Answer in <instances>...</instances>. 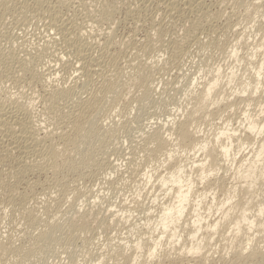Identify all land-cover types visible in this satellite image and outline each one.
I'll use <instances>...</instances> for the list:
<instances>
[{"label": "rangeland", "instance_id": "374dc122", "mask_svg": "<svg viewBox=\"0 0 264 264\" xmlns=\"http://www.w3.org/2000/svg\"><path fill=\"white\" fill-rule=\"evenodd\" d=\"M6 1H11V3L13 2L12 4L14 5L16 1L19 2L20 0ZM21 1H26L29 3V6H33L36 0ZM21 1L19 3H21ZM218 1L219 0H204L207 7L211 6V11L218 12V14L215 12L216 15L219 16L218 20L210 23L212 26L208 24L209 27L207 26V24L205 25V23H203L204 25H202V27L196 32L195 37L193 36L195 39L191 37L189 40L188 37L185 42L187 44H184V47L187 48H185V54H183V56L179 58L180 60L177 59L175 64V62L172 63L168 61L170 55L169 51L166 52V47L171 46V43L185 41L184 38L186 37H184V35L186 36V32H184V28L182 29L181 25L183 23L180 24L178 22H174L173 24L172 21L165 18L164 14L161 15V13H163L162 9H160L161 11L159 10V8L157 9V7H155V3L148 4L149 6L150 4H152L150 7L148 6L151 14L150 12H146L145 15L147 17V14H149V16H154L153 21L156 26L154 28H161V36L163 37L161 38V41H157V39L154 37V50L151 49L150 51L153 50L152 52L148 51L146 53L144 52V54H141V51L139 53L138 47L132 46L134 44V40L135 42L142 40V37H144V34L146 35L148 31H150L149 33L151 35L154 34L152 30L146 31L144 27L138 28L136 31V23L143 24V21L141 19L144 20L145 17L142 18V16L138 18L136 16L137 18L133 20L134 18H127L122 10H117L119 13L116 12L114 16L115 24L112 31L110 30V32L108 30L109 27L106 24L107 22L104 23L105 21L103 22V20L98 21V17L95 16L97 15V10L103 3L102 0H58L59 3H64L62 4V7L64 9L62 8L61 11V15L63 17L69 20L71 19L70 21L72 22H78V25L85 26L89 24L88 26H86V28L88 27L89 29L87 28V30H92L91 32H93V34L91 33V35H94L92 39L95 42L94 43L92 41L94 46L93 49H95H92L95 52L94 53L92 51L93 57L98 58V50L100 47H102V45L106 42L105 40H107L108 38H112V40L116 44L118 43L117 45L119 48H117L116 52H118V49H121V52H123L121 53L123 54L122 57H124L121 60L123 76L121 77L122 80L121 78L119 80L120 84H122L118 88V91H120L118 92V96L112 94L113 96H108L106 98V101L101 100L100 103L102 105L104 104L103 106H105L103 107L100 105L103 110H101V108L99 107V109H97L98 112L100 111L99 113H97V111L95 113L93 112L92 114L95 116L91 114L92 121L88 126H85V128L90 131L94 130L95 134H89L79 139L77 148L82 152L80 156H82L83 154V157H75V160L79 159L75 161V164L78 167L77 170L68 172L67 170L63 171L64 168H60L58 171V178L60 181L58 183L53 182V178L50 172H47L46 174L39 172H35L36 174H27V178L25 180L27 181L28 179L30 181V184L35 185V187L30 188V191H27V189L25 188V185L23 183L25 180L23 182L10 180L11 182H9V185L11 184L10 186L12 187L15 185L18 194H20V192H25L28 195L26 203L27 215L21 213L20 215L19 213L15 212V208L13 209V207L7 203V200L5 198L0 199V243H7L12 245V247L14 244V248H22L18 256H12L11 254L0 255V264H98V262L99 264H112L113 261L108 256L109 252L110 254L113 253L111 252L112 249L114 251L115 249H117V247H122L123 244H126V246H134L135 242H137L136 236L134 234L135 230L140 229L142 227L141 225L144 226L145 224H143V222L145 223V219H147L148 217H155L159 207H161L162 204L168 200L167 197L165 200L164 192L160 188V183L157 182L158 173L161 171L160 174H164L163 169H160L158 167L157 159L155 160L154 158L152 159L154 161L151 162V157L149 158L148 156L149 153L147 149L153 147V144L149 142V138L153 134V132L156 131V129H160L163 131L162 127L167 129L166 126H172L173 130H175L177 124L186 117L187 113L191 111L193 107L192 97L195 95V92H197L205 84L214 81L216 79L218 70L220 71L218 73H221L219 76L221 79L219 81L220 85L218 86L217 90L219 93H221V91L219 90L225 91L224 97L225 99L228 98V100L221 101L222 103L220 102L218 106L209 105V111L207 110L206 114V111H204L199 112V114L195 115L194 117H191L190 125L200 129L201 133L199 134V136L204 139H206V137L208 136L207 139L210 140L211 137L213 138V136H215V133H220L221 130L224 132L226 131V134H231L233 133V131H235V135H242L244 134L242 133V128H244V123L246 122V120H244L243 118L244 114H251L255 117L257 115H260V110L262 109V107H259L255 104L251 105V108H247L246 105L242 103V105L240 104L241 101L239 102L240 97L242 99L247 97L250 88H248L249 90L247 89V94H239L240 97L238 94H235L234 91L236 92L237 90H239V88L248 81V78H257L262 84V88L264 91V0H222V2L220 1L221 4H218ZM129 2L133 1L123 0L122 3L124 4H122L120 0L121 6ZM11 3L9 4L10 6ZM40 3L44 5H49L48 3L52 5L53 3H55L56 5H58L57 0H40ZM213 3L216 4L214 5ZM88 5H91L92 7ZM88 8L92 11H95L90 13V10ZM155 10H158V12ZM15 13L14 10L11 9L8 13H2L0 11V49L2 50L0 51L1 53L3 52V55L7 54L9 51H12L14 55H16L15 57L18 58H15L14 60L18 64L13 61L15 65H13V63H8L10 64V66H8L7 63L6 65H4L5 63L2 64L1 62L2 66L4 65L6 66V68L8 67L9 72H0V98L1 100L6 99V104H9L13 100H21L22 103L23 101L24 103L32 102V105L34 107L32 112L35 113L34 118L35 121H38L36 122L38 128L47 131L55 129L59 132L61 131L60 129L65 128V126H63V124H60V120L59 124L54 120H52L51 123V118L54 115L51 114V116L49 113H43V111H45V105H43L44 101L42 98L46 95V91H48L50 86L53 84L60 88L64 86L68 88V86L70 87L72 85H75L76 83L79 86L80 84L85 82L86 79H82L83 75L82 73H80L82 71H80L79 73V69H77L76 71V67H78V65L75 64L74 58L72 59V57L70 58L66 56V59L63 58L64 60L62 59V61H60L61 59L55 57L54 54L56 53H52L55 46L58 45L56 43L57 41L55 40V35L56 39H58V35L54 31L48 30L50 28L47 26V19L46 21L44 18H37L35 16H29L24 19L21 15L18 16V14ZM152 13H154L155 15ZM196 13L201 15L200 11ZM91 14H93L94 16ZM72 16L76 17L73 18ZM197 16L196 14H194L192 19H196ZM137 19L138 21H140V23L137 21ZM90 21L93 23H91ZM175 25L178 26L176 27ZM108 32L112 34L108 35ZM174 39L177 40L175 41ZM44 43L51 44L53 48H51L49 52L47 49V51H43V49H45L43 47L45 46ZM58 48L59 46H56L55 49ZM162 48H164L165 51L162 50ZM159 49L161 51H159ZM37 50H39L40 52H37ZM45 52H48L47 54L49 56H47ZM254 52H256V54H254ZM37 55L40 56V58ZM35 56H37V58ZM134 57L136 58V60ZM142 58H144L145 60ZM65 61L68 62L67 65L69 64V62H73V64H75L74 66H76L74 67L75 70L71 72L69 68L66 67V63L64 64ZM127 61H131L130 63H132V65L140 64L143 68H146L147 65V67L149 66L147 69L152 68V70H150L152 72L151 79L153 81L152 85L154 88V94L151 97L153 99L141 97V90H139V88H136V86L132 88V86L129 85L130 83L132 84L134 80L132 77L133 71L131 70L130 66H127L129 64H127ZM19 62H22L23 65H26V63L28 62L27 64L29 65H26L25 67H29V69H26L28 72H18L20 67ZM9 67L11 70H9ZM230 69L234 70L237 78L235 76V80L233 79V82L228 86L227 84H229V76L227 74H230ZM66 71L68 74H66ZM34 73L36 75H39V77ZM107 73L108 75L105 73L106 76L102 73V75L100 74L99 76H97L96 78H98L99 81L94 78L96 83L95 81H93L94 84L92 82L90 85L91 89L93 88L92 90L95 91H92L89 88L92 91L91 93H95L97 91L96 89L100 87V84L104 83V79L107 78L105 82H110L112 81V79H116L117 74L114 71L113 73L115 74H113L112 71ZM80 74L82 76L81 79L78 78ZM109 74L111 76H109ZM114 75L116 76L114 77ZM76 77L78 80H80L79 82L77 81V79H75ZM110 78L112 79L109 80ZM100 80L101 83H99L98 87L97 84L98 82H100ZM130 80L132 81L130 82ZM127 85L129 88L127 87ZM120 87L122 88L120 89ZM232 93H234V95ZM83 95L86 96V94ZM83 95H81L82 98L84 97ZM226 95L230 97L226 98ZM214 96H216V94ZM261 96L262 97L258 98L257 101L258 104L263 105L264 92L263 94H261ZM113 98H116L114 102L112 101ZM74 102H76V98ZM65 105H67L69 109ZM71 105L72 104L68 105L67 103H65L60 104V106L58 105V107L60 109H63L61 111L67 112V110L71 111L73 109ZM231 105H233L232 108H230ZM66 108L67 110L64 111V109ZM260 116L262 117V114ZM39 120L42 122H40ZM53 121L58 125V127L55 123H53ZM164 124L167 125L165 126ZM63 130L67 132L69 129L65 128ZM250 135L251 134L246 133V136H249V138L254 136ZM254 139L257 140L258 137L254 136ZM233 145L235 148L234 153L238 154V156H235L236 162H239L244 156H251L252 153L249 147L246 148V146H243V148H238L239 144L237 142L235 143V141ZM256 146L257 145H255L254 147ZM237 149L240 151L238 152ZM177 156L178 157H175L177 160L175 159L174 162L178 163L182 159V157L186 156V154L182 155L181 157L179 154H177ZM187 156L184 157V160L188 159V162H191V160H193L192 155L189 154V156ZM157 158L160 159V162L162 161V159H165L162 153H160ZM202 159V153H198L194 158V160L197 162ZM188 162L186 164H188ZM90 164H92L93 166ZM153 164H155L156 167L153 166V168ZM225 164L226 163L223 162L220 164L223 170H219L217 174L208 175L209 181L211 180L214 186H211V191L209 190V188L208 192L206 191L204 198L205 203L210 204L212 202V197H215V200H219L218 202L216 201L218 204L222 202L225 197L224 189H227L229 187L239 188L243 185V183H241L240 181L232 179L235 164H226V166H229L227 169L228 172L226 171V173L224 172V168H227ZM235 166H237V164ZM66 172L68 173L66 174ZM187 173L186 174L188 176L191 175L190 177H192L193 174L192 178L195 180V193L198 192L200 194L201 192H203L202 190L204 189L205 184H203L204 181H198L199 174L197 175V173L195 172L189 173V171H187ZM216 178L225 179L223 180V189H221L222 192H220V189L218 188L219 184L213 181ZM29 181H27L26 183H29ZM257 182L260 184V186H256V188L259 187L258 190L260 189V187L261 189H263L262 192H258L259 194L262 193L260 194L261 196L256 195L258 190H254V193L252 191L250 194H247L246 196L248 197L245 196V193H239L236 195V198L232 195L229 203L234 204L239 200L242 204V202L245 203L248 200L249 196L250 198L252 196L251 200L249 198V200L247 201H251V204L249 205L250 212L248 211L247 214L251 216L252 214L256 213V209H258L257 207L259 206H257V204H259L260 202L262 203L264 199V180H260ZM257 182H255V185H259ZM261 189L259 191H261ZM243 195L246 198L243 197ZM192 199H196V197ZM229 203L228 205H230ZM139 204L140 207H138ZM190 205H192V202H190ZM228 205H225L223 210L227 208ZM215 206L216 204L210 208L211 210H209V213L207 212L208 214H210V216L207 215V217H209L211 221L215 219L217 220L221 216L222 211H217L220 208V205L217 208ZM45 207L47 210H44ZM27 209H29L30 211ZM140 209H143V211L145 209L147 210H145L146 212H144L143 214V211ZM149 210L150 212H152L151 215H149ZM89 211H92V213L100 212L98 220L91 219L86 224L80 227L76 223H73V221L77 218H85L86 213ZM236 211L238 210H235V212ZM29 212L31 213V215L33 214V217L38 219H29ZM147 212L149 214H145ZM111 214L119 216V219L116 217L112 219ZM145 215L147 218L145 217ZM120 216H122V219L120 218ZM194 216L195 215H190L189 217H191V220H193L195 219ZM27 219L30 222L31 220H33V222H31L33 223V225L29 221H27ZM184 219H189L190 221V218L188 217H185ZM184 219L183 221H185ZM50 220L51 222L54 221V224L57 223L59 228H53L50 231V239L44 241L42 240V233L48 230L49 223H51ZM71 224H73L75 231L69 230ZM133 225L137 228H135ZM137 225L140 227L138 228ZM242 225L246 226V224ZM145 228V226L142 227L140 231L142 233L145 232ZM132 229L135 230L132 231ZM71 232L74 237L71 236ZM243 235L244 232L239 233L238 237L236 236L235 243H238L239 241L242 242L244 246L249 241L248 243H250V245L257 246L260 249L262 248V250H264V236L259 237L257 235L258 237L256 236L255 238L248 240V237H245ZM220 239H222L220 238V235H216V237H214V239L209 242L210 248L209 250L205 249V254L209 251L210 254L208 253L209 255L207 257L209 260L212 259L214 264H221L222 262L219 260V257L224 255V258L227 260V262H229V264H232L234 262V257H231L233 255V250L230 248L228 242H231L233 240L228 239V241L226 240L227 243L224 244L223 242H225V240L221 241ZM114 246H116V248ZM225 246H227L228 248ZM229 248L231 250V253ZM230 260L233 261L230 262ZM101 261L104 263H101ZM145 261L146 264L150 263L149 259H145Z\"/></svg>", "mask_w": 264, "mask_h": 264}, {"label": "bare ground", "instance_id": "6f19581e", "mask_svg": "<svg viewBox=\"0 0 264 264\" xmlns=\"http://www.w3.org/2000/svg\"><path fill=\"white\" fill-rule=\"evenodd\" d=\"M59 1H62V0H59ZM102 1H103V3L101 5V7L97 10V15H95V16L98 17V19H99L98 21L103 20V22L105 21L104 23L107 22L106 24L109 27V29H108L109 31L110 30L112 31V29L114 27V24H115L114 16H115L116 12H118L117 10H119V11L122 10V12L124 13V15L127 18H134L133 20H135V18H137V17L138 18L142 17V16H143L142 18L145 17L144 18L145 23H144V20L140 18L143 21V24L136 23V27H135V24H134V27H135L136 31L138 28H141V27L142 28L144 27V29L146 31L152 30L154 32V34H152V35H154V36H152L149 33L150 31H148L146 33V35L144 34V37H142V40L137 41V42H135V40H134V44L132 46L138 47L139 53L141 51V54L142 53L144 54V52L146 53L148 51L152 52L154 50V41L153 40H155V38H156L157 41H161V38L163 37V36H161V34H162V32L160 30L161 28H159V29L154 28V27H156L154 24V21H153L154 16H149V14H147L148 15V17H147L145 15L146 12L147 13L150 12L149 7L152 4H150V6H149L148 5L149 3H155L156 4L155 7H157V9L158 8H159V10L162 9L163 13H161V15L164 14L165 18L172 21L173 24H174V22L175 23L178 22L180 24L183 23L181 26H182V29L183 28L185 29L184 32H186L185 33L186 36L184 35V37H186V38H184V37H182V38H184L185 41L171 43V46L166 47V49H167L166 52L169 51V55H170L168 61H170L172 63L175 62V64H176V60L179 59L180 57H182L183 54H185V48L186 47H184L185 46L184 44H187L185 42L188 39V37H189V40L191 37H193V36L195 37L196 32L202 27V25H204L203 23H205V25L207 24V26H208V24L218 20V17H219L218 15H216V13L218 14V12L215 11L216 12L215 13V12L211 11V9H210L211 6L207 7L204 0H130L133 2H129V3L122 5V6L120 4V0H102ZM220 1L222 2V0H219L218 4H221ZM9 2L11 3V1H9ZM9 2L6 0H0V11L2 13H8L9 10L11 9V10H14V13L16 12L18 14V16L21 15L24 19H26V17H29V16H35L37 18H44L45 20L47 19L48 20L47 26L50 28L48 30L54 31L59 36V37L57 36L58 39H56V35H55V40L57 42L54 40L58 44L56 46H59V48L55 49L56 48V46H55L54 51H52V53H56L54 55L56 58L61 59L60 61H62L63 58L66 59V56L70 57V58L72 57V59L74 58L75 64L78 65L79 68L74 66L75 64H73V62H69V64L67 65L68 62L65 61L64 64L66 63L65 64V65H67L66 67L69 68V70L71 72L75 70L74 67H76V71H77V69H79L78 73L80 71H82L80 73H82L84 78L81 76V74L78 78L81 79V77H82V79H86V81L83 82L82 84H80L79 86L76 83L75 85H72L70 87L68 86V88H66L65 86L60 88L58 86H55L54 84H53L54 86L50 84L51 85L50 88L48 89V91H46L47 92L46 95L42 98L44 101L43 105H45V108H44L45 111H43V113L46 112V113H49L50 115L53 114L54 118L53 117L51 118V123H52V120H54V121H56V123L59 124V120H60L61 121L60 124L61 125L63 124V126H65V128L69 129L67 132L65 130H63L65 128H61V127H60L61 131H59V132H58V130H55V129L51 130V131H47V130L38 128V125L36 123L38 121H35V118H34L35 113L32 112L33 108H34L32 105V102L31 103L30 102L24 103V101H23V103H22L21 100L20 101L13 100L11 102L8 100L10 103L6 104V99L1 100V98H0V199L5 198L7 200V203L10 204L13 207V209L15 208V210H16L15 212H17L19 214L21 213V214L27 215L26 214V212H27L26 211V203H27L28 195H27V193H25V192L21 193L20 191H19L20 194H18V191L15 188V185L13 187L10 186L11 184L9 185V182H11L10 180H15L16 182H23L27 178V174L28 175L34 174L35 172L46 174L47 172H50L52 175V178H53V182L58 183L60 181L58 178V174H59L58 171L60 168H64V170L63 169L62 170L63 171L67 170L68 172H72V171H75L78 169V167L75 164V161H77L79 159L76 158L77 160H75V157H77V156L83 157V154H82V156H80V154L82 152L77 148V143H78L79 139H81L82 137H85L89 134H91V135L95 134L94 130H91V131L87 130L85 128V126H88L90 124V122L92 121L91 114L93 112L95 113L97 111V109H99L100 105L101 106L104 105V104L102 105L100 103V101L101 100L106 101V98L108 96H111L112 94L113 95L115 94V96L116 95L118 96V92H120V91H118V88L122 84V83L120 84L119 80L123 76V73H122L123 68H122V63H121L122 61L121 60L124 57H122L123 54H121V53H123V52H121V49H118V52H116L117 48H119L117 45L118 43L116 44L112 40V38L111 39L108 38L107 40H105L106 42L102 45V47H100L99 50L97 49L99 51L98 58L93 57L92 51L95 49H93L94 48V46H93L94 41L92 38L94 35H91V33L93 34V32H91L92 30H87L88 27L86 28V26H88L89 24L85 25V26L84 25H78V22L77 23L72 22V21H70L71 19L69 20V19H66L65 17H63L61 15V13H62L61 11L63 8L62 4H64V3L61 4L58 2V0H57L58 5H56L55 3H53L54 5L53 4L51 5L50 4L51 2L48 3L49 5H44V4H41L43 1L40 3V0L39 1L36 0L34 2L35 4H33V6H29V3L26 1H24V2L21 1V3L16 1V3L14 5L12 4L13 3L12 2L11 6H10ZM122 2H123V0H121V3ZM124 3H122V4H124ZM81 6H83V5H81ZM88 6L92 7L91 5H88ZM147 7H148V9H147ZM94 11L90 10V13H92ZM155 11L158 12V10H155ZM199 11L201 12V15L196 13ZM11 13H13V12H11ZM150 14H151V12H150ZM152 14H154V13H152ZM194 14H196V16L198 14V16H199V17L198 16L196 17L197 20L195 18L192 19ZM91 15H93V14H91ZM93 16H90V17H93ZM74 17H76V16H74ZM86 19H87V17H86ZM23 20H21V21H23ZM137 21H138V19H137ZM138 22L140 23V21H138ZM24 23H25V21H24ZM91 23H93V22H91ZM157 24H159V23H157ZM21 27H22V25H21ZM145 27H147V28H145ZM213 27H212V29H213ZM209 31H207V32H209ZM263 31H264V28H263ZM107 34L110 35L112 33L108 32ZM214 34H215V32H214ZM174 40L176 41L177 39H174ZM170 41H172V40H170ZM178 41H179V39H178ZM167 45H169V44H167ZM157 46H161V45H157ZM43 47L45 48V49H43V51L47 49L48 52L51 48H53L51 46V44H45V46H43ZM151 49H153V50L150 51ZM162 50H164V48H162ZM1 51H0V64L2 62V64L5 63L4 65H6V63H7L8 66H10V64H12V63H13V65H15L14 60H15V58H17V57H15L16 55H14V53L12 51L11 52L9 51L7 54L3 55V52L1 53ZM159 51H161V50L159 49ZM37 52H40V51L37 50ZM35 54H37V53H35ZM254 54H256V52H254ZM135 55H137V54H135ZM37 56H35V57L37 58ZM47 56H49V55L47 54ZM38 57L40 58V56H38ZM144 58H142V59H144ZM128 59H126V60H128ZM135 60H136V58H135ZM32 61H30V62H32ZM130 62L127 61V64L129 63L127 66H130L131 70L133 71L132 77H133L134 82H132V84L131 83L130 84L127 83V84L131 85L132 88H134L135 86H136V88H139V90H141V94H142L141 97L151 98L152 95L154 94V88L152 85L153 81L151 79L152 68L147 69L149 67V66L147 67V65H146V68L141 67L140 64H133L132 65V63H130ZM8 63H10V64H8ZM27 63H26V65H29ZM2 64L0 65V72L3 71V72L8 73L9 72L8 67L6 68V66H4V65L2 66ZM16 64H18V63H16ZM19 64H20V67H19L18 72H20V71H21L20 73L26 72L27 71L26 69H29V67L25 68L26 65H23L22 62L21 63L19 62ZM9 70H11L10 67H9ZM111 71H112V73H113V71L115 73L118 71L116 73L117 76L114 75V77L116 76V79L113 80L112 79L113 76H112V78L109 79V80L112 79V81L105 82L107 78L105 77L106 79H104V81L102 80L103 79L102 78L101 80L104 83L100 84V87H99V83H101V80H100V82H98V84H97V86L99 88L96 89L94 87L97 91L95 93L94 92L91 93L92 91H95V90H92L93 88L91 89V85H90L93 81H95L94 78L99 76L101 73L102 74L106 73L108 75L107 72H111ZM218 72H220V71L218 70ZM218 72L216 75V79L214 81H211L210 83L205 84L204 86H202V88H200L197 92H195V95L192 97L193 107H192L191 111L189 113H187L186 117L177 124V127L175 128V130H173L172 126L168 127V126H166L167 124L166 125L164 124L167 127V129L163 128V127H162L163 131L160 129H158V130L156 129V131H154L153 134L150 136L149 142H151V144H153V147L149 148V149L146 148V149L149 153V155H148L149 158L151 157L150 158L151 162L154 161L152 159H154V158H155V160L157 159L158 167L160 169H163L164 174L163 173L160 174L161 171L160 172L157 171V172H159L157 175V182L160 183V188L164 192L165 200H166V197L168 198V200L165 203H163L161 207H159L157 214L154 212L156 214L155 217H148L147 218L145 215V217L147 218V219L144 218L146 220V222L145 223L143 222V224H145L144 226L146 227L145 232L142 233L140 231V229L142 227H144L143 225H141L142 227L140 229H137V230L132 229V231L135 230L134 234L136 236V241H137V242H135L134 246H126V244H123L122 247H117V249H115L114 251L112 249V251H111V252H113L112 254H110V252H109L108 256L113 261V263L111 262L112 264H146L145 259L146 260L149 259L150 263H148V264H154V263H157V264H207V263L214 264L212 259L211 260L208 259L207 256L210 253L208 251L205 254V249L209 250V248H210L209 242L211 240H213L214 237H216V235H220V238H222V239H220L221 241L225 240V242H223L224 244L227 243L226 240L228 241V239L233 240V241L228 242V243H229L230 248L233 250V255L231 254L232 255L231 257H234V262H233L234 264L235 263L236 264H264V250H262V248L260 249L257 246L250 245V243H248L249 241L244 246H243L242 242L238 241V243L237 242L235 243L236 236L238 237V234L242 233V232H244L243 236L248 237V240L255 238L257 235L259 237L264 236V218H263V212H264V202L263 201H264V199H263L262 203L260 202L259 204H257V206L259 205L257 207L258 209H256L257 210L256 213L252 214L251 216H249L247 214L249 211V205L251 204L250 203L251 201L247 202L249 200L250 196L245 203L242 202V204H241L239 200L234 204L229 203L231 198H232V195H233V197L236 198V195L239 193L240 194L245 193V196L247 194H250L252 191L254 193V190H258V188H259V187L256 188V186H260V184L257 181L264 180V158H263V156H264V111H262V110H264V104L263 105L258 104V101H257L258 98L263 96V95L261 96V94H263L264 91L262 88V84L260 83V81L257 78H248V81L245 82V84L242 85L239 88V90H237L236 92L234 91L235 94L244 95V94H247V89L250 88L251 91L248 89L249 94H247L246 98L242 99L239 95V97H240L239 102L241 101L240 104L242 103V104L246 105L247 108L250 107L251 105H255V104L258 105L259 107H262V109L260 110L261 111L260 115L262 114V117L260 115H257L255 117L251 114H244L243 118H244V120H246V122L244 123V128H242L243 129L242 133H244V134H242V133L241 134L243 136L242 135H235V131H233V133H231V134H226V131L224 132L221 130L220 133H217V134L215 133L214 134L215 136H213V138L211 137L212 140H211V138H210V140H208L207 139L208 136L206 137V139H207L206 140V139L202 138L201 136H199V134L201 133L199 128L190 125V120H191V117H194L195 115L199 114V112L206 111L205 112V114H206L207 110L209 111V109H208L209 105L218 106V104L221 101L228 100L227 97H230V96L226 95L227 99H225V97H224L225 91L219 90V91H221V93H219L217 90L218 86L220 85L219 81L221 79L219 77L221 73L219 74ZM115 73H113V74H115ZM66 74H68L67 71H66ZM106 74H105V76H106ZM110 74H109V76H111ZM235 74L236 73L234 72V70L230 69V74H227L229 76V77L227 76L229 78V84H227L228 81L226 82V84L228 86L233 82V79L235 80V78H234L236 76ZM29 75H30V73H29ZM32 76H33V74H32ZM36 76L39 77V75H36ZM36 76H34V77H36ZM109 76H108V78H109ZM236 78H237V76H236ZM75 79H77V77ZM99 79H100V77H99ZM96 80H98V78H96ZM121 80H122V78H121ZM123 80H124V78H123ZM77 81L79 82L80 80L77 79ZM77 81H75V82H77ZM82 81H84V80H82ZM131 81L132 80H130V82ZM95 83H96V81H95ZM93 84H94V82H93ZM123 84H124V82H123ZM95 86H96V84H95ZM127 87H128V85H127ZM121 88L122 87H120V89ZM233 90H234V88H233ZM160 93H161V91H160ZM234 93H232V94L234 95ZM83 94H86V96ZM213 94L214 95L216 94V96H214ZM81 95H83L84 97L82 98ZM75 98H76V102H74ZM115 99L113 98L112 101L114 102ZM151 99H153V98H151ZM65 103H67L68 105L72 104L71 106L73 107V109L71 108L72 110L68 111L67 108L69 109V107H67V105H65L67 108L64 109V111L67 110V112L61 111L63 109H60L58 107V105L60 106V104H65ZM106 105H107V103H106ZM232 106L233 105H231V107L230 106L229 107L232 108ZM103 107H105V106H103ZM59 110H60V112H59ZM101 110H103V109L101 108ZM201 110H203V111H201ZM99 112L97 111V113H99ZM205 114H203V115H205ZM93 116H95V115H93ZM48 117H46V118H48ZM54 121H53V123H55ZM40 122H42V121H40ZM57 127H58V125H57ZM246 133H249L251 135H254L255 137H258L259 140L254 139V136H252L253 138L251 137L252 139L249 138V136H246ZM209 137H210V135H209ZM234 141H235V143L237 142L239 144L238 148H243V146H246V148L249 147L250 151L252 153L251 156H249V157L244 156L239 162H236L235 156L236 155L238 156V154L234 153L235 152V148L233 145ZM252 142H254V143H252ZM255 145H257V146L254 147ZM237 151L239 152L240 150L237 149ZM158 153L159 154L162 153V155L164 156V158L166 160L162 159V161L160 162L159 161L160 159L157 158V156L159 155ZM198 153L203 154V159L197 162L194 160V158H195V156H197ZM177 154H179L180 157L182 155H185V154H186V156H187V154H188V156H189V154H191L193 157V160H191V162H188L189 161L188 159L184 160V157H186V156H184V157H182V159L178 163L174 162L176 159L175 157H178ZM187 162H188V164H186ZM222 162L226 163L228 165H229V163H230V165L231 164H235V165L237 164V166L234 165V173L232 175L233 176L232 179L240 181L241 183H243V185L239 188L229 187L227 189H224L225 197H224L223 201L218 203V204H217V202L219 200H215V197H212V202L210 204L205 203L204 198H205L206 191L208 192V188L210 190L211 186H214L212 184V181L211 180L209 181L208 175L209 174L214 175V174H217V172L219 170H223V168L220 166V164ZM226 164H225V166H226ZM90 165H92V164H90ZM153 166H155V164H153L152 167ZM226 167H227L226 169L224 168L225 173H226L229 166H226ZM187 171H189V173L195 172V173H197V175L199 174L198 175V177H199L198 181H201V182L204 181L203 184H205V187L202 190L203 192L200 191L201 192L200 194L198 192L195 193V191H194L195 190L194 189L195 188L194 187L195 180L192 178L193 174H192V177H190L191 175L188 176ZM68 172H66V174ZM195 176H196V174H195ZM223 180H225V179L224 178H216L213 180L215 183L219 184L218 188L220 189V192H222L221 189H223ZM27 181H29V180L27 179ZM27 181L25 180L23 183H24L27 191H30L31 190L30 188L35 187V185L30 184V181H29V183H26ZM255 182H257L259 185H255ZM111 183H113V182H111ZM111 183H110V185H111ZM260 189H261V187H260ZM259 190L257 191V193L262 192L263 189H261V191H259ZM197 191H198V189H197ZM257 193H256V195L262 194V193H260V194L259 193L257 194ZM194 195H197V196H194ZM245 196L243 195V197H245ZM194 197H196V199H192ZM246 197H248V196H246ZM251 198H252V196H251ZM251 198H250V200H251ZM256 198H258V197H256ZM253 199H254V197H253ZM253 199H252V202H253ZM31 201H32V198H31ZM190 202H192V205H190ZM228 203L230 205H228ZM215 204H216V206H215L216 208L220 205L219 206L220 208L217 211L219 212V210H220V212L221 211L222 212H221L220 218H218L217 220L215 219V220L211 221L209 219V217H207V215L210 216V214H208L209 210H211L210 208L213 207ZM225 205H228V207L223 210ZM11 206H10V208H11ZM141 206H143V205H141ZM138 207H140V204ZM29 209H27V210H29ZM44 210H47L46 207L44 208ZM140 210L143 211V209H140ZM145 210H147V209H145ZM145 210L143 211V214H144V212H146ZM212 210H214V209H212ZM235 210H238V211L235 212ZM149 212H150V210H149ZM97 213L96 212L92 213V211H89L86 213L85 218H77L73 221V223H76L80 227V226L86 224L91 219L98 220V218H99L98 216H100V212L98 214ZM151 213L152 212H150V214H149L147 212L145 214L151 215ZM19 214H17V215H19ZM28 214H29L28 215L29 217L28 216L27 217L29 219H33V220L38 219V218L33 217L32 216L33 214L31 215L30 212ZM190 215H195L194 216L195 219L191 220L192 216L189 217ZM111 217L113 219L115 217L118 218L119 216H117V215L115 216L113 214ZM185 217L190 218L191 223H190L189 219L185 220L184 219ZM120 218L122 219V216H120ZM183 219L185 221H183ZM33 220H31V222H33ZM53 220H54V218H53ZM125 220H126V218H125ZM27 221H29V220L27 219ZM112 221H114V220H112ZM50 222H51V220H50ZM53 222L49 223L48 230H46L45 232L42 233V240H44V241L49 240L50 239V231L53 228H59L57 223L54 224ZM113 223H115V222H113ZM31 224L33 225V223H31ZM189 224H191L192 226ZM242 224H246V226H243ZM0 226H1V220H0ZM134 227L137 228L136 226H134ZM139 227L140 226H138V228ZM243 227H245V228H243ZM69 230L75 231L73 224H71V226L69 227ZM130 231H131V229H130ZM70 234H71V236H73L72 232ZM243 236H241V237H243ZM218 238H219V236H218ZM2 243L3 242L0 243V255L11 254L12 256H18L22 250L21 247L17 248L15 246L16 248H14V244L12 247V245H10V244H7V243L2 244ZM121 245H117V246H121ZM227 246H228V244H227ZM227 246H225V247H227ZM114 247L116 248V246H114ZM230 248H229V250H230ZM230 253H231V250H230ZM224 256L219 257V260L222 262L221 264H229V262H227V260L224 258ZM209 258H211V257H209ZM232 261L233 260H230V262H232ZM151 262H153V263H151ZM101 263H104V262L101 261ZM98 264H99V262H98Z\"/></svg>", "mask_w": 264, "mask_h": 264}]
</instances>
